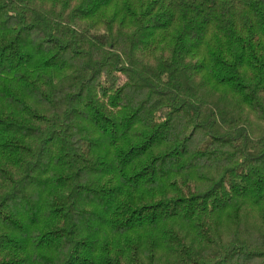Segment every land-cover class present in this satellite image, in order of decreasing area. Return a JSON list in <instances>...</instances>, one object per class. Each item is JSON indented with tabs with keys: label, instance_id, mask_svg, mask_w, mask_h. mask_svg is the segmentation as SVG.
Masks as SVG:
<instances>
[{
	"label": "trees",
	"instance_id": "16d2710c",
	"mask_svg": "<svg viewBox=\"0 0 264 264\" xmlns=\"http://www.w3.org/2000/svg\"><path fill=\"white\" fill-rule=\"evenodd\" d=\"M0 264H264V0H0Z\"/></svg>",
	"mask_w": 264,
	"mask_h": 264
}]
</instances>
